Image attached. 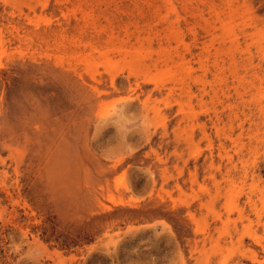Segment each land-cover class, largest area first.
Here are the masks:
<instances>
[{
    "label": "rangeland",
    "instance_id": "374dc122",
    "mask_svg": "<svg viewBox=\"0 0 264 264\" xmlns=\"http://www.w3.org/2000/svg\"><path fill=\"white\" fill-rule=\"evenodd\" d=\"M0 264H264V0H0Z\"/></svg>",
    "mask_w": 264,
    "mask_h": 264
}]
</instances>
